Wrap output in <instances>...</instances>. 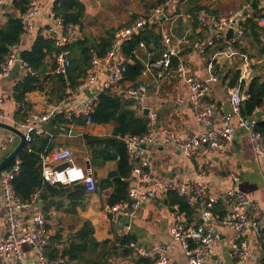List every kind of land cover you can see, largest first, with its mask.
Here are the masks:
<instances>
[{
    "label": "built area",
    "instance_id": "2783aa9c",
    "mask_svg": "<svg viewBox=\"0 0 264 264\" xmlns=\"http://www.w3.org/2000/svg\"><path fill=\"white\" fill-rule=\"evenodd\" d=\"M54 2L55 0H32L26 10L21 12L20 20L24 33H30L35 30L37 18L48 16L49 23L43 36L51 40L56 49L53 74L66 77L72 66L71 48L80 39L81 33L77 26L66 24L62 17L56 16L53 10ZM166 7L161 6V9L151 11L150 15L137 20L131 26L115 31L110 51L104 57L97 55L93 57L88 75L77 87V91L86 99L78 101L74 111L64 114L65 120L71 126L76 125L74 121L82 117L87 118L86 125H95L91 115L101 94L113 92L126 81L129 66L132 64L125 54L126 42L156 25V19L172 18L167 14ZM189 17L192 18L190 15ZM241 19L239 15L217 19L209 18L205 13L196 14V23L199 26L213 29L208 42L209 47L225 41L223 50L211 57L208 80H196L190 76V72H185L184 66L179 67L187 90V96L179 98V102L189 103L196 121L205 130L185 138L178 137L173 132H156L152 127L156 126L158 118L150 109L147 117L151 121V131L143 136L128 134L121 138L130 161L134 164L133 175L136 177V185L130 187V201L106 206L108 214L120 213L119 215L129 216L132 220L143 204L152 203L158 196L166 200L170 197L177 198L179 203L168 205L172 220L170 238L171 244L179 243L182 246L188 264H208L215 254L216 244L225 235L224 231L229 234L230 255L236 261L247 258L257 243L264 246V208L258 202L235 187L214 191L205 181H184L174 176H156L149 153V148L159 144L157 140L161 137L163 143L174 146L187 159L198 161L208 156L207 159L211 163L216 159L224 162L229 158L234 133L238 127L248 132L255 155L264 157V137L255 131L257 124L261 120L264 121V110L261 119L256 115L243 116L246 100L244 90L241 88V85L246 83L243 77H239L238 85L229 89V111H225L222 106L212 101L210 95V83L217 81L215 75L217 58L225 57L229 60L241 58L248 63L247 56L241 52L246 41V29ZM258 23L264 30V15L258 18ZM230 27L234 29V36L230 41H226V33ZM159 31L161 56L156 62L148 63L142 72L147 74L151 70L160 71L157 82L168 75L178 54L173 46L171 26L159 27ZM183 42L187 41L184 39ZM140 47L145 48V44L141 43ZM200 51L205 50L201 48ZM133 54L136 56V50ZM17 65L24 76L36 74L24 60L10 55L2 67L0 80L12 77ZM102 75L105 76V80L101 82ZM150 91L146 84H133L126 89L125 95L126 99L136 101V110L143 112L147 108L145 100ZM20 108L21 105L16 103V112ZM60 111L61 108H57L46 113L33 114L25 122H19L0 111V122L8 121L10 125L21 130L26 138L25 144L30 145L34 141V135L47 134L43 125L54 119ZM234 118L238 120L237 127L232 125ZM13 135L9 133L0 137V155L14 144ZM31 151L29 149V152ZM38 166L44 184L82 186L88 194L99 191L94 170L78 165L76 156L69 147H59L48 152L45 150L40 156ZM21 170L22 162L17 157L12 165L0 174V203L4 209L5 219L4 235L0 241V264H68L67 258L62 254H57L56 258L48 256V251L52 252L54 248L51 244L47 216L37 205L40 194H35L29 203H24L17 195L15 180ZM240 174L241 170L231 175L235 184L240 181ZM219 207L222 213L218 211ZM32 208L35 210L31 211ZM190 211L198 216L197 224L190 220ZM171 244L159 243L145 249L138 242H130L127 247L133 250L138 258L150 261L151 264H173L170 259ZM25 246H31L33 249L30 259L24 252ZM57 250L61 252L60 249Z\"/></svg>",
    "mask_w": 264,
    "mask_h": 264
},
{
    "label": "crops",
    "instance_id": "0c3cea01",
    "mask_svg": "<svg viewBox=\"0 0 264 264\" xmlns=\"http://www.w3.org/2000/svg\"><path fill=\"white\" fill-rule=\"evenodd\" d=\"M255 1L259 3L258 8L262 11L263 16L264 0H168L164 2L160 6H167L166 12L172 18H162L159 25H154L149 30H155V32H157L159 27L171 26L173 32V46L178 53L173 60L172 69H170L168 75L162 77V80H159V82H157V79L161 73L158 70H151L147 74L142 73L137 82L126 79L119 88L111 93L123 96V98L126 99L125 91L129 86L133 84H146L150 87L151 91L145 100V105L147 108L152 109V112L156 113L158 118L156 126L152 127L154 131L173 132L181 138L203 132L205 128L200 126L196 121L189 103L186 102L182 104L179 102V98H185L187 96L183 74L179 71V67L180 65L184 66L185 72H190V76L196 80H208V67L212 62L211 57L223 50L225 41L217 43L214 47H209L208 42L213 34V29L211 27L199 26V24L196 23V14L205 13L207 17H215L217 19L239 15L242 17L241 23L244 25L246 19L251 18L252 15L256 13L253 9V2ZM9 15H16L20 18L21 12L15 9L14 0H0V28L7 23ZM189 15L192 16V18L189 17ZM256 21L258 22V19H256ZM48 23L49 18L47 15L37 18L35 21V30L23 34L21 42L13 49L12 55L16 56L18 59V56H22L23 51L30 50L37 37L39 35H44V30L47 28ZM79 30L81 33V28ZM184 39L187 42H183ZM262 41L264 45V36L262 37ZM99 42L100 41H97V43ZM246 45L249 49L247 52L244 51ZM252 47L253 45L251 46L246 39L241 52L247 56L248 63L241 58L229 60L225 57H219L215 62V75L217 76V81L210 83V95L212 101L222 106L225 111L230 110V82L236 71L240 72L241 78L243 77L246 83L254 73H259V77L261 78L264 75V58H258L252 55L251 51L254 48ZM201 48L205 51L201 52ZM157 54L158 56L153 47L149 49L145 44V48L139 47L136 50L135 57L146 66L148 63L156 62L160 58L161 53ZM45 62L47 72L45 76L40 77L44 91H36L28 94L26 97L28 106L23 112L19 113V115L18 112H16L17 102L14 99L13 93L15 83L22 80L24 74L22 72L18 74L13 72L12 77L0 80V111L10 115L19 122H25L33 114H42L57 108H61L58 114L72 112L76 109L78 101L86 99L77 89L71 90L68 88L65 90L66 98L60 100L59 97L62 93L61 86L56 79L52 78L55 76L53 74L55 57L50 56ZM143 71H145V69ZM46 76L49 78L46 79ZM104 80L105 76L102 75L100 81L102 82ZM262 80H264V78H262ZM133 108L135 109V106ZM263 110L264 108L258 112H263ZM26 112L28 114L23 118L22 116ZM52 120L43 125L47 134L39 136L48 137L50 142L55 144L53 149L65 146L63 145L64 143L69 145H72V143L75 144L77 143V141L74 142L75 139H81L83 141V147L88 151V154L84 162L79 163L77 159L76 162L82 167L90 165L94 170L98 185L101 181L108 178L111 172L116 170V161L93 166L91 162L92 151L83 139L84 134L96 137L111 136L115 124L70 125V132L76 133V136H70L65 128L57 127ZM4 122L9 124L8 121L4 120ZM232 125L234 127L238 126V120L236 118L232 120ZM103 132L109 134L102 136ZM7 134H9V132L0 128V137ZM13 137L14 144L1 153L0 163L4 161L19 144L20 140L16 142L15 135H13ZM157 142L159 144L149 148L153 172L156 176H174L184 181H205L214 191L235 187L247 194L250 199L255 200L264 208V157H257L255 155L249 134L245 129L236 128L233 145L230 147L229 158L224 162L216 159L215 162L211 163L207 159L208 156H204L198 159V161L190 160L185 158L174 146L163 143L161 137L158 138ZM239 170H241L242 174H240V181L235 184L231 175ZM134 178L136 177L134 176L132 178L130 187L136 185V179ZM98 188L99 191L97 193L88 194L86 196L84 206L73 204L67 198L56 200L57 202H61L60 206L50 203L51 207H49V212L45 214L48 219V230L51 235V244L54 249L63 250L64 247L68 246V241L71 240L76 232L81 230L85 222H90L92 224L95 232L94 237L99 243L106 240L115 241L118 237L131 234L136 238L138 244L145 249L159 243L171 244L170 225L172 220L168 205L171 201L177 200V198L170 197L169 200H166L158 196L152 203L143 204L139 211L132 217L130 225L125 226L119 220V216H121L119 215L120 213L108 214L106 211V206H108L107 200L112 193V189L101 191L100 187ZM40 201L42 200H38L37 205L38 208L43 211L44 203L42 201L40 205ZM34 210L33 208L31 209V211ZM218 211L222 213L220 207ZM189 217L195 224L198 223V216L195 213L191 212ZM127 227L131 229L129 230ZM4 228V209L2 203H0V241L4 235ZM223 234L225 235H223L216 244L215 254L209 260L208 264H264V246L257 243L255 247L252 248L247 258L243 261H236L230 255L231 246L228 239L229 234L226 231H224ZM53 238H57L58 242L54 243L52 240ZM23 249L28 259H30L33 253L32 247L25 246ZM51 253V251H48L49 257ZM170 259L173 264H188L184 250L179 243L171 244ZM142 263L151 264L150 261H141L134 253H132L130 257L120 256L111 262V264Z\"/></svg>",
    "mask_w": 264,
    "mask_h": 264
},
{
    "label": "trees",
    "instance_id": "16d2710c",
    "mask_svg": "<svg viewBox=\"0 0 264 264\" xmlns=\"http://www.w3.org/2000/svg\"><path fill=\"white\" fill-rule=\"evenodd\" d=\"M32 0H15V9L24 12ZM165 2L168 0H164ZM259 3L253 2V9L256 12L251 18L246 19L244 27L246 29V39L249 44L253 45L252 55L258 58H264V45L262 37L264 31L260 27L256 19L262 16V11L258 8ZM53 10L58 17H62L66 24L78 26L81 24L86 12V5L81 0H55ZM115 31L109 36L100 39V42L94 48L88 47L84 42H76L71 48L72 66L66 77L53 76L61 86V95L59 99L66 98L65 90L70 88L76 90L80 82L86 78L91 67V62L95 55L104 57L111 49ZM24 34L20 18L16 15H9L7 23L0 28V73L6 60L12 55L13 49L21 42ZM141 43H145L150 49L157 53H161L160 35L155 30H147L146 32L134 36L130 41L126 42L124 50L127 58L132 62L126 79L137 82L141 76L145 65L138 60L133 52L140 47ZM78 54L75 55V52ZM249 51L247 45L244 49ZM74 54V55H73ZM56 49L51 40L44 36H38L30 50L22 52V60H24L32 69L35 75L27 74L22 80L16 82L14 87V99L21 105L19 113L23 112L28 106L26 97L28 94L36 91H44L40 77L45 76L47 72L46 59L55 57ZM175 63V62H174ZM55 68V65L53 69ZM240 72L236 71L230 82V87L238 85ZM49 78L46 76V79ZM264 78V75L262 76ZM261 77L255 79L249 90V96L244 101L243 116L252 117L258 111L264 108V80ZM246 83L241 85L244 90ZM135 100H126L123 96L105 92L101 94L99 102L94 109L91 119L95 125L115 124V128L108 137H96L84 134L83 139L86 145L92 151L91 162L94 165H103L108 162L116 161L117 168L111 172L105 180L98 185L100 190H110L112 193L107 200V205L115 206L117 204L130 201L129 191L133 175L134 164L130 161L125 145L121 138L130 134L143 136L151 130V122L143 112L135 110ZM27 112L22 116H27ZM54 125L65 128L70 134V123L65 120L64 114L60 113L54 118ZM51 121V122H52ZM87 118L82 117L75 120L76 125L85 126ZM255 131L264 137V121L261 120ZM55 144L50 142L47 137L34 135L33 143L25 144L19 153V159L22 162V170L15 180V189L17 195L24 203H29L32 197L39 193V200L43 201V212L48 213L50 203L60 206L61 202L57 199L67 198L73 204L84 206V201L88 193L82 186H76L73 189L65 186H51L44 184L41 170L38 166L40 155L45 150L51 151ZM29 149L32 151L29 152ZM179 200L171 201V204L177 203ZM182 204V203H181ZM185 208L184 205H182ZM191 214V211H190ZM94 228L90 222H85L81 230L68 241V246L64 247L61 252L53 249L50 258H56L57 254H62L68 259V264H111L112 261L123 257H130L133 250L127 247L130 242H137L136 238L129 234L118 237L115 241L106 240L99 243L94 237ZM54 243L58 242L57 238L52 239ZM143 262H147L141 260ZM148 264V263H147Z\"/></svg>",
    "mask_w": 264,
    "mask_h": 264
},
{
    "label": "rangeland",
    "instance_id": "374dc122",
    "mask_svg": "<svg viewBox=\"0 0 264 264\" xmlns=\"http://www.w3.org/2000/svg\"><path fill=\"white\" fill-rule=\"evenodd\" d=\"M82 1L86 5V12L81 24L77 26L78 29L81 28L82 33L80 39L77 42H84L88 47L91 48H94L97 44V41H100V39L103 37L109 36L111 32L117 31L123 27H129L137 20L150 15L151 11L161 9L160 5L165 2L164 0ZM162 18L164 17H161V19ZM160 20H155L157 22L156 25L160 24ZM159 32L160 31L158 30L157 33L159 34ZM76 54H78V51L75 52V55ZM108 134L103 132L102 136ZM15 140L18 142L19 138L15 136ZM75 141H77L75 144L72 143V145H69L64 143L63 145L70 147L73 150L78 162L82 163L87 157L88 151L83 147V141L81 139H75L74 142ZM93 166L97 165L94 164ZM71 188L73 189L74 187Z\"/></svg>",
    "mask_w": 264,
    "mask_h": 264
},
{
    "label": "water",
    "instance_id": "95a60500",
    "mask_svg": "<svg viewBox=\"0 0 264 264\" xmlns=\"http://www.w3.org/2000/svg\"><path fill=\"white\" fill-rule=\"evenodd\" d=\"M234 36V29L232 27H230L228 30H227V33H226V40L227 41H230ZM18 59L20 60L21 57L18 56ZM14 73L18 74L20 72V68L19 66H15L14 70H13ZM259 77V73H254L252 74L251 78L248 80V82L246 83V86H245V89H244V97L245 99L248 98L249 96V90H250V86L252 84V82L257 79ZM149 111L150 109L149 108H146L144 109L143 111V115L145 117L148 116L149 114ZM262 115L263 113L262 112H258L256 113V116L258 118H262ZM0 128L9 132V133H12L14 134L15 136H17L20 140L19 144L17 145V147L14 149V151L4 160L0 163V174L5 171L6 169H8L12 163L16 160V158L19 156V153L20 151L24 148L25 146V135L24 133L17 129L16 127L10 125V124H7V123H3V122H0ZM70 136H76V133L75 132H70ZM90 165L87 166V168H89ZM136 179V178H134ZM40 205L42 203V201L39 202ZM119 220L123 223V225L125 226H129L130 225V221H131V218L129 216H119Z\"/></svg>",
    "mask_w": 264,
    "mask_h": 264
}]
</instances>
